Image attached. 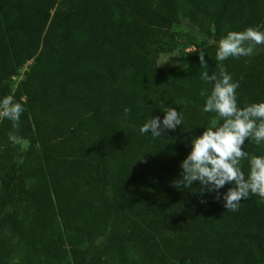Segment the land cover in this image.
<instances>
[{
  "label": "trees",
  "instance_id": "obj_1",
  "mask_svg": "<svg viewBox=\"0 0 264 264\" xmlns=\"http://www.w3.org/2000/svg\"><path fill=\"white\" fill-rule=\"evenodd\" d=\"M248 27L264 31V0H0V97L24 108L18 129L0 118V264H264V199L229 211L171 183L215 117L200 73L223 68L240 106L264 102V45L215 59ZM179 45L186 63L159 66ZM162 101L184 124L141 136Z\"/></svg>",
  "mask_w": 264,
  "mask_h": 264
},
{
  "label": "clouds",
  "instance_id": "obj_2",
  "mask_svg": "<svg viewBox=\"0 0 264 264\" xmlns=\"http://www.w3.org/2000/svg\"><path fill=\"white\" fill-rule=\"evenodd\" d=\"M259 45H264V31L257 27L229 31L215 42V59L222 63L229 58L251 56ZM199 60L200 67L206 66L204 54L199 55ZM200 78L211 86L210 90L200 91L205 98L202 112L215 113V117L202 127L199 136L189 138L190 150L179 164V178L171 183L177 190L198 183L201 195L214 194V199L222 201L226 210L236 211L240 201L249 195L264 199V155H249L245 150L246 140L256 145L264 142V102L240 106L236 93L239 83L223 68L219 74L204 71ZM158 108L163 118L151 114L146 117L137 129L141 136L159 138L184 124V117L176 108L165 107L163 101ZM23 112L22 103L12 95L0 97V118L10 121L13 129H18ZM128 112L126 108L125 118ZM8 139L13 145L20 143V137L12 132ZM244 161L248 163L247 177L242 171ZM225 185L231 187L221 192Z\"/></svg>",
  "mask_w": 264,
  "mask_h": 264
},
{
  "label": "rangeland",
  "instance_id": "obj_3",
  "mask_svg": "<svg viewBox=\"0 0 264 264\" xmlns=\"http://www.w3.org/2000/svg\"><path fill=\"white\" fill-rule=\"evenodd\" d=\"M191 49H183L181 45H179V48L176 53L174 54H162L159 58L158 65L163 66L167 63L177 64V65H184L188 59V52H190ZM29 64H27L25 67H23L18 74L12 78V86L15 87L18 82L22 79L23 73L28 69Z\"/></svg>",
  "mask_w": 264,
  "mask_h": 264
}]
</instances>
